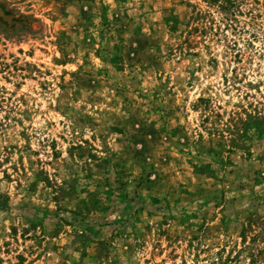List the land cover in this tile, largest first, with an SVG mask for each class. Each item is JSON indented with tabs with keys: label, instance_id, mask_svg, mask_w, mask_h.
<instances>
[{
	"label": "rangeland",
	"instance_id": "rangeland-1",
	"mask_svg": "<svg viewBox=\"0 0 264 264\" xmlns=\"http://www.w3.org/2000/svg\"><path fill=\"white\" fill-rule=\"evenodd\" d=\"M0 264H264V0H0Z\"/></svg>",
	"mask_w": 264,
	"mask_h": 264
}]
</instances>
